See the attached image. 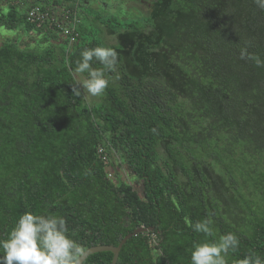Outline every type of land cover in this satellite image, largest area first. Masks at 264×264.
I'll return each instance as SVG.
<instances>
[{
	"label": "trees",
	"instance_id": "trees-1",
	"mask_svg": "<svg viewBox=\"0 0 264 264\" xmlns=\"http://www.w3.org/2000/svg\"><path fill=\"white\" fill-rule=\"evenodd\" d=\"M4 1L0 29L47 44L0 42V240L33 212L62 216L83 251L151 227L116 264H191L194 244L227 232L239 237L228 264L264 258V68L239 56L251 41L264 58V11L252 0H136L147 10L120 20L87 0ZM32 7L47 16L28 20ZM98 46L118 64L89 101L80 85L72 93L77 74L87 79L76 62ZM115 155L141 192L117 178ZM205 218L211 236L190 226Z\"/></svg>",
	"mask_w": 264,
	"mask_h": 264
},
{
	"label": "clouds",
	"instance_id": "clouds-1",
	"mask_svg": "<svg viewBox=\"0 0 264 264\" xmlns=\"http://www.w3.org/2000/svg\"><path fill=\"white\" fill-rule=\"evenodd\" d=\"M252 3L264 11V0H252ZM251 46V41H245L239 49L240 59L264 68V58L249 52ZM118 57L119 53L112 47L84 48L76 62V72L87 73V79L82 84H73V95H81L77 85L91 96L103 95L110 83L106 74L115 71ZM93 60L102 67L94 68ZM212 225L213 221L205 218L190 226L196 233L211 236ZM68 232L67 222L62 216L25 212L18 218L8 238L0 240V249L3 250L0 264H82L83 249ZM238 247L239 237L234 232H227L217 240L196 243L191 252V264H228V253L235 252ZM237 264H264V258L250 253Z\"/></svg>",
	"mask_w": 264,
	"mask_h": 264
},
{
	"label": "rangeland",
	"instance_id": "rangeland-1",
	"mask_svg": "<svg viewBox=\"0 0 264 264\" xmlns=\"http://www.w3.org/2000/svg\"><path fill=\"white\" fill-rule=\"evenodd\" d=\"M90 5H91V13L93 15L99 14L100 16H102L103 18L108 17L109 15H112L120 20L123 19H132L134 17L137 16L138 12L136 10L135 7L139 8L140 10L143 8L142 4L139 5V2H136V0H128L129 3H126L125 0H87ZM144 1V0H141ZM3 6L5 5V1L3 0L2 2ZM134 7V8H131ZM119 8V10H118ZM122 8V9H120ZM147 10V6L146 8H143V10ZM131 11V12H130ZM31 34V32H30ZM34 36H36L35 39H37V42H35L36 40L34 39V41L30 42L29 40V36H27L26 39H24V37L22 35L17 34V32H7L4 31L3 29H0V42L3 41L7 36H17L18 39V46L20 47H25L26 43H28L27 46L32 47L34 50H37L38 52H42V44H47L46 42H44V38L43 35H39L34 33ZM40 38H39V37ZM39 38V39H38ZM107 42H112V40L110 38H105ZM42 47V48H41ZM45 47V46H44ZM76 79L78 81L79 84H82V80L83 77L80 75H76ZM82 87V86H81ZM83 89V88H82ZM85 91V93L87 94L86 98L90 101V100H95L94 96H91L86 89H83ZM112 161L114 163L113 165V171L117 172V178L128 182V183H132L135 188L141 192L142 189V185L136 181V178L134 177V175H132L128 169L127 166L125 164V162L122 160V157H120L119 155H115L112 158ZM113 176V174H112Z\"/></svg>",
	"mask_w": 264,
	"mask_h": 264
},
{
	"label": "water",
	"instance_id": "water-1",
	"mask_svg": "<svg viewBox=\"0 0 264 264\" xmlns=\"http://www.w3.org/2000/svg\"><path fill=\"white\" fill-rule=\"evenodd\" d=\"M152 228H145L143 226L137 227L136 229H134L132 232L126 234L117 245H96V246H90L87 249H85L84 252V258H82V263L83 261L91 254L97 253V252H101V251H108L112 253V259L110 264H116V261L118 259V254L119 251L122 247V245L132 236L137 235L138 233H143V232H147V231H151Z\"/></svg>",
	"mask_w": 264,
	"mask_h": 264
},
{
	"label": "built area",
	"instance_id": "built-area-1",
	"mask_svg": "<svg viewBox=\"0 0 264 264\" xmlns=\"http://www.w3.org/2000/svg\"><path fill=\"white\" fill-rule=\"evenodd\" d=\"M46 16H47V12L42 11L39 7H32L27 12V19L31 20V21L36 20V19H40V18L46 17ZM61 29L63 30L64 34H68V27L67 26H63V27H61Z\"/></svg>",
	"mask_w": 264,
	"mask_h": 264
}]
</instances>
